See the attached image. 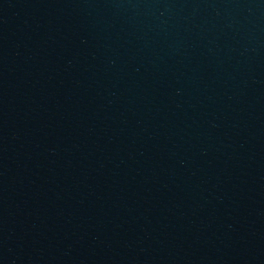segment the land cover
Segmentation results:
<instances>
[{"label":"water","instance_id":"95a60500","mask_svg":"<svg viewBox=\"0 0 264 264\" xmlns=\"http://www.w3.org/2000/svg\"><path fill=\"white\" fill-rule=\"evenodd\" d=\"M0 264H264V0H0Z\"/></svg>","mask_w":264,"mask_h":264}]
</instances>
